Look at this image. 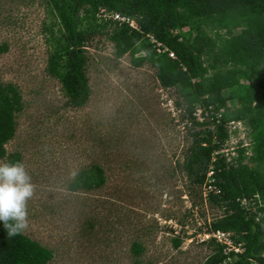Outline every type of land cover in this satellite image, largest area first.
Segmentation results:
<instances>
[{
	"label": "rangeland",
	"instance_id": "obj_1",
	"mask_svg": "<svg viewBox=\"0 0 264 264\" xmlns=\"http://www.w3.org/2000/svg\"><path fill=\"white\" fill-rule=\"evenodd\" d=\"M49 22L43 0H0V47H7L0 81L17 85L24 102L6 147L21 153L35 185L24 233L53 250L50 264H203L211 247L202 233L222 211L178 167L191 140L182 112L170 109L176 91L162 87L149 64L116 59L113 44L97 37L88 47L90 99L68 106L46 70ZM228 129L224 151L237 155L247 129L241 122ZM94 164L106 183L72 190L74 176ZM175 236L183 238L179 248Z\"/></svg>",
	"mask_w": 264,
	"mask_h": 264
},
{
	"label": "trees",
	"instance_id": "obj_2",
	"mask_svg": "<svg viewBox=\"0 0 264 264\" xmlns=\"http://www.w3.org/2000/svg\"><path fill=\"white\" fill-rule=\"evenodd\" d=\"M43 1L50 18L44 25L46 70L62 84L66 104L83 107L90 99L88 47L97 37L113 44L116 59L129 54L135 68L153 67L161 86L176 91L191 140L180 171L203 187L212 168L220 189L206 196L222 211L206 230L229 232L233 248L208 239L211 253L203 264H264V0ZM102 8L137 17L140 28L103 16ZM151 36L168 50L159 52ZM200 107L209 112L204 121L195 116ZM23 108L18 86L0 81V161H22L20 152L8 153L6 146ZM232 122L246 127L249 143L240 142L237 155H214L230 140ZM106 180L104 169L94 164L79 171L69 187L94 190ZM182 243L180 236L173 238L176 248ZM133 249L139 254L143 248L135 243ZM53 257L52 249L24 232L9 237L0 221V264H50Z\"/></svg>",
	"mask_w": 264,
	"mask_h": 264
},
{
	"label": "clouds",
	"instance_id": "obj_3",
	"mask_svg": "<svg viewBox=\"0 0 264 264\" xmlns=\"http://www.w3.org/2000/svg\"><path fill=\"white\" fill-rule=\"evenodd\" d=\"M34 192L35 185L24 163L0 162V221L9 237L21 234L28 228V201Z\"/></svg>",
	"mask_w": 264,
	"mask_h": 264
},
{
	"label": "built area",
	"instance_id": "obj_4",
	"mask_svg": "<svg viewBox=\"0 0 264 264\" xmlns=\"http://www.w3.org/2000/svg\"><path fill=\"white\" fill-rule=\"evenodd\" d=\"M101 12L103 13V16H108L111 17L114 21L116 22H121V23H126L128 24L132 29H139V23H138V18L137 17H131L128 15H123L121 13L118 12H110V13H106V9L102 8ZM152 41L154 43L157 44V49L159 52H165L168 50L167 47H165L163 45L162 42L158 41L156 38H154L153 36H151ZM170 56L175 57V54L173 52H170ZM169 105L171 106V110L174 111V113L179 112L178 108L175 107L173 105V103L171 102V100H169ZM195 116L197 117L198 120L200 121H204L206 117L209 116V112L206 111L204 112V108H198L195 112ZM219 152H225L224 149L220 150V151H215L214 155H216ZM226 153V152H225ZM214 174V170L211 168L208 171L207 174V183L204 185L205 186V190H206V196H208V194L212 193V192H220L219 187L214 184L213 182L215 181V178L213 177ZM202 234H204V238L202 240V242L207 241L208 239L214 237L217 238L219 241L223 242V243H227L228 245L232 244V240L230 238V233L229 232H225V231H204ZM230 248H233L232 246ZM236 250H238V248H236Z\"/></svg>",
	"mask_w": 264,
	"mask_h": 264
}]
</instances>
